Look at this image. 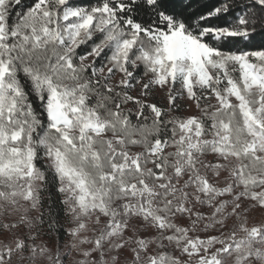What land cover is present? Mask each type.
<instances>
[{"label":"snow or ice","instance_id":"snow-or-ice-1","mask_svg":"<svg viewBox=\"0 0 264 264\" xmlns=\"http://www.w3.org/2000/svg\"><path fill=\"white\" fill-rule=\"evenodd\" d=\"M0 264H264V0H0Z\"/></svg>","mask_w":264,"mask_h":264}]
</instances>
